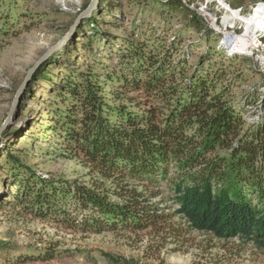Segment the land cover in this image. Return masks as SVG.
<instances>
[{"label":"trees","instance_id":"16d2710c","mask_svg":"<svg viewBox=\"0 0 264 264\" xmlns=\"http://www.w3.org/2000/svg\"><path fill=\"white\" fill-rule=\"evenodd\" d=\"M154 1L184 16L179 35L130 34L129 41L117 40L116 52L101 46L107 50L99 52L102 59L93 52L96 31L76 47L89 56L83 63L77 58L57 86L59 101L49 110L43 141L59 146V157L79 159L90 184L49 180L14 160V198L34 217L64 229L162 231L172 215L153 200L168 193L173 215L192 229L264 254V116L252 123L246 118L249 98L239 102L233 94L236 57L209 46L213 30L199 13L181 0ZM1 18L8 26L10 15ZM164 23L169 27L170 19ZM188 31L203 32L205 41L185 43ZM203 43L208 49L192 62L194 47ZM131 93L136 96L127 97ZM121 97L128 103L120 104ZM5 247L0 240V250ZM8 257L0 254V264H11ZM28 260L24 254L17 261Z\"/></svg>","mask_w":264,"mask_h":264},{"label":"rangeland","instance_id":"374dc122","mask_svg":"<svg viewBox=\"0 0 264 264\" xmlns=\"http://www.w3.org/2000/svg\"><path fill=\"white\" fill-rule=\"evenodd\" d=\"M102 1L89 18L80 22L67 43L41 66L40 77L33 79L25 90L10 124L0 136V240L7 241L10 248L0 250V254L8 252L11 264H264V254L253 245L237 239H218L211 233L192 229L185 219L173 215L176 206L168 193L153 200L165 214L172 215L162 231L117 229L85 233L64 229L52 219L34 217L14 198L16 186L11 183V176L17 170L16 160L49 180L91 182L79 159L59 157L60 147L43 141L53 116L49 110L59 101L57 86L64 85L77 58L81 57L83 63L89 56L76 48L81 47L84 37L90 39L98 32L93 52L99 55L101 46L119 50L121 41L117 40L129 41L130 34H143L151 40L168 33V38L173 40L182 30L184 16L160 10V4L154 0ZM181 1L197 11L213 30L209 46L230 58L236 57L231 72L233 94H237L239 102L249 98L246 118L251 123L259 120L264 116V29L253 31L246 38L248 43L255 40L253 44L257 46L249 44L247 50L239 52L233 44L248 30L244 19L250 18L264 2L250 4L243 0L234 7L235 0ZM90 2L0 0V127L27 71L65 36ZM103 10L105 13H101ZM234 12L240 17L235 18ZM6 14L10 15L8 26L3 25L1 18ZM166 19H170L169 27L164 23ZM91 20L93 24L89 23ZM204 35L188 31L183 38L185 43L197 44L205 41ZM229 37H232L230 46L226 41ZM207 49L204 43L201 49L194 47L192 62ZM102 52L106 53V48ZM134 96L131 93L127 97ZM121 98L120 104L128 103L126 97ZM82 214L79 219L83 218ZM24 254L29 260L17 261ZM47 254L52 255L51 259L42 258Z\"/></svg>","mask_w":264,"mask_h":264},{"label":"water","instance_id":"95a60500","mask_svg":"<svg viewBox=\"0 0 264 264\" xmlns=\"http://www.w3.org/2000/svg\"><path fill=\"white\" fill-rule=\"evenodd\" d=\"M100 0H91L87 10L82 13L77 20L74 22V24L70 27L69 31L65 34V36L60 39L53 47H51L28 71L27 74L25 75L21 85L19 86V88L17 89L13 99H12V103L10 105L9 111L6 114V118L4 120V122L2 123L1 127H0V136L2 135V133L4 132V130L7 128V126L10 124L13 116H14V112L23 96V94L25 93V90L28 88V86L32 83L35 75L37 74V72L40 70L41 66L43 64H45L48 59L51 57V55L57 51L58 49L62 48L67 41L69 40V38L72 36L74 30L76 29V27L80 24V22L84 19H87L91 16V14L93 13V11L97 8V5L99 3ZM228 43V46L231 45V42L229 41V39L226 40ZM232 50V49H231Z\"/></svg>","mask_w":264,"mask_h":264},{"label":"bare ground","instance_id":"6f19581e","mask_svg":"<svg viewBox=\"0 0 264 264\" xmlns=\"http://www.w3.org/2000/svg\"><path fill=\"white\" fill-rule=\"evenodd\" d=\"M233 14L235 18L240 17L237 12H234ZM244 22L247 25L248 30L246 31L245 35H243L240 38H237L233 44V46L235 47L234 50H237L239 52L247 50L249 44H251L252 47L258 45V44H253L255 40H252L251 42L248 43L246 41V38L253 34L251 32L253 31L256 32L257 30L262 31L264 29V5H262L261 3L259 6H257L253 11V13L250 15V18L244 19ZM229 40L230 42H232V37H229Z\"/></svg>","mask_w":264,"mask_h":264}]
</instances>
